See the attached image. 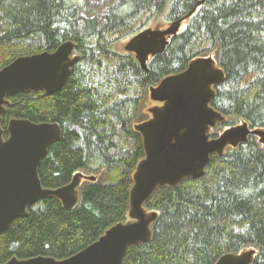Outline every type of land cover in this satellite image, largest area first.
<instances>
[{
    "label": "trees",
    "instance_id": "obj_1",
    "mask_svg": "<svg viewBox=\"0 0 264 264\" xmlns=\"http://www.w3.org/2000/svg\"><path fill=\"white\" fill-rule=\"evenodd\" d=\"M198 1L119 0L99 24L79 19L82 0H0V69L68 40L80 57L54 94L8 97L4 134L11 119L57 123L60 140L38 168L42 186L62 187L76 173L96 177L81 184L72 210L47 198L13 219L0 234V264L13 257L69 258L127 220L132 173L144 157L133 125L147 119L148 88L193 59L212 55L225 75L211 105L226 121L212 137L240 120L264 128V0H205L165 51L148 60V73L117 50L145 28L183 18ZM145 208L158 214L152 238L129 247L123 264H215L246 248L257 251L253 264H264V146L252 137L211 156L203 177L156 189Z\"/></svg>",
    "mask_w": 264,
    "mask_h": 264
},
{
    "label": "water",
    "instance_id": "obj_2",
    "mask_svg": "<svg viewBox=\"0 0 264 264\" xmlns=\"http://www.w3.org/2000/svg\"><path fill=\"white\" fill-rule=\"evenodd\" d=\"M204 2L199 0L186 16L166 27L141 30L125 42L123 50L133 54L141 70L148 73L149 58L165 51L185 19ZM75 48L76 44L68 40L53 52L19 57L0 69V234L13 219L26 217L28 208L42 199H55L64 210H72L78 204L81 184L96 180L95 176L76 173L62 187L44 188L38 168L49 146L60 140V126L11 119L6 135L2 128L10 105L8 97L23 92L49 96L63 87L80 61L74 55ZM224 79L222 68L209 55L193 59L184 71L149 86L147 119L133 125L141 137L144 157L132 173L125 222L109 227L94 243L69 258L13 257L5 264H123L129 247L147 244L152 238L158 214L147 210L145 203L156 189L174 188L185 179H200L211 156L222 157L227 149L246 145L251 137L264 146V128H251L243 120L212 137V130L226 121L211 105L215 88ZM256 255L255 249L246 248L221 256L215 264H253Z\"/></svg>",
    "mask_w": 264,
    "mask_h": 264
},
{
    "label": "rangeland",
    "instance_id": "obj_3",
    "mask_svg": "<svg viewBox=\"0 0 264 264\" xmlns=\"http://www.w3.org/2000/svg\"><path fill=\"white\" fill-rule=\"evenodd\" d=\"M118 1L119 0H82L80 7L78 8V17L81 21L94 18L99 24H104L106 14L116 5ZM160 25V27L167 26L166 23ZM126 41L117 44V50H121L126 53L123 50V46ZM98 76L100 77L101 73H99Z\"/></svg>",
    "mask_w": 264,
    "mask_h": 264
}]
</instances>
